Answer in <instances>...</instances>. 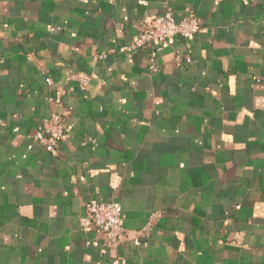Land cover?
Masks as SVG:
<instances>
[{
    "label": "crops",
    "instance_id": "1",
    "mask_svg": "<svg viewBox=\"0 0 264 264\" xmlns=\"http://www.w3.org/2000/svg\"><path fill=\"white\" fill-rule=\"evenodd\" d=\"M169 10L198 33L130 49ZM0 264H264V0H0Z\"/></svg>",
    "mask_w": 264,
    "mask_h": 264
},
{
    "label": "built area",
    "instance_id": "2",
    "mask_svg": "<svg viewBox=\"0 0 264 264\" xmlns=\"http://www.w3.org/2000/svg\"><path fill=\"white\" fill-rule=\"evenodd\" d=\"M200 30V25L195 17L177 21L172 11L156 15L145 24V28L130 49L145 46H154L156 50L173 43L179 38H190ZM81 87L85 89L89 77L84 74H73ZM72 126L67 125L59 114H53L44 119L33 138L47 150L56 149L61 141L71 137ZM123 208L120 203L102 201L92 198L86 205V217L82 218L83 226L104 232L111 243H118L124 235ZM114 260V263H117Z\"/></svg>",
    "mask_w": 264,
    "mask_h": 264
}]
</instances>
